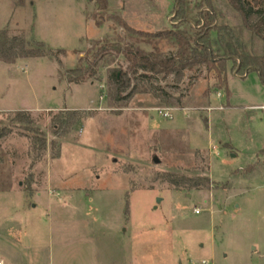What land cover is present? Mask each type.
I'll return each mask as SVG.
<instances>
[{
	"label": "rangeland",
	"instance_id": "rangeland-1",
	"mask_svg": "<svg viewBox=\"0 0 264 264\" xmlns=\"http://www.w3.org/2000/svg\"><path fill=\"white\" fill-rule=\"evenodd\" d=\"M176 1L109 0L102 13L93 0H0V30L33 47L42 42L46 51L15 63L0 60V258L264 264V83L257 71L236 74L229 62L226 88L205 66L187 70L181 81L137 78L124 101L115 98L109 78L111 69H127L122 59L106 58L80 83L64 77L97 40L175 53L173 39L129 32L114 16L157 32L173 23ZM188 1L194 18L193 4L202 0ZM208 1L223 15L218 23L237 28L254 54H264V38L244 26L227 0ZM19 110L32 122L15 119ZM62 110L81 114L57 136L53 118ZM168 172L206 175L210 183L175 186ZM55 191L62 195H49ZM22 246L33 248L25 253L32 261L21 256Z\"/></svg>",
	"mask_w": 264,
	"mask_h": 264
},
{
	"label": "trees",
	"instance_id": "trees-1",
	"mask_svg": "<svg viewBox=\"0 0 264 264\" xmlns=\"http://www.w3.org/2000/svg\"><path fill=\"white\" fill-rule=\"evenodd\" d=\"M97 3L100 12L109 10V0H93ZM231 9L238 12L244 26L264 38V0H227ZM197 9L194 18H189L190 1L177 0L173 13V23L166 29L157 32L136 30L125 18L114 16L117 21L129 32L140 34L146 38H171L177 43V50L171 55H160L148 52L134 44L124 43L122 40H97L85 56H82L75 68L64 72V77L70 83H80L89 77L95 76L97 67L106 58H119L128 63L127 69L110 70V83L115 88V98L124 101L129 98L128 89L134 79H142L147 83L158 75L174 76L181 81L187 70L207 67L215 71L221 81V87H227L228 63H232V71L245 74L257 71L264 83V54H254L248 43L238 32L237 28L229 23H218L220 13L208 0L194 3ZM104 20L100 15L98 24ZM37 47L29 45L23 37H9L7 30H0V60L6 63H15L21 58H33L46 55L44 43L39 42ZM120 71V72H119ZM164 98L181 103L167 93ZM80 110H62L53 118L52 130L55 135H62L80 119ZM21 122H32L31 115L25 110L16 112V118ZM46 138H41L42 146L46 145ZM165 178L173 185L185 188H207L210 177L198 175L188 177L168 172Z\"/></svg>",
	"mask_w": 264,
	"mask_h": 264
},
{
	"label": "crops",
	"instance_id": "crops-1",
	"mask_svg": "<svg viewBox=\"0 0 264 264\" xmlns=\"http://www.w3.org/2000/svg\"><path fill=\"white\" fill-rule=\"evenodd\" d=\"M264 105H261L260 107H263ZM234 157L236 156V155H233ZM55 194H57V195H62V192L61 191H55L54 193H52V194H49L50 196H52V195H55ZM38 195V200H39V197H41V196H43V194L42 193H38L37 194ZM27 205V204H26ZM37 205H38V203L36 202V201H33L31 204H29V207L30 208H35V207H37ZM28 206V205H27ZM28 210V209H27ZM29 212H30V210H29ZM2 233L4 234V235H6V230H3L2 231ZM9 235H10V233H11V230H8V232H7ZM33 248H30V247H26V246H22L21 247V251H22V254H21V256L26 260V261H28V259L29 260H33V257H30V258H26V252L27 251H31ZM26 255V256H25ZM22 258V259H23ZM14 260H15V258H11L10 257V255L9 256H7L6 258L5 257H3V258H0V261H2L4 264H14Z\"/></svg>",
	"mask_w": 264,
	"mask_h": 264
},
{
	"label": "built area",
	"instance_id": "built-area-1",
	"mask_svg": "<svg viewBox=\"0 0 264 264\" xmlns=\"http://www.w3.org/2000/svg\"><path fill=\"white\" fill-rule=\"evenodd\" d=\"M157 111L161 117L168 118V119H171L173 117V115L169 109H157ZM0 264H4V263L2 261H0ZM203 264H207V263L203 262Z\"/></svg>",
	"mask_w": 264,
	"mask_h": 264
},
{
	"label": "water",
	"instance_id": "water-1",
	"mask_svg": "<svg viewBox=\"0 0 264 264\" xmlns=\"http://www.w3.org/2000/svg\"><path fill=\"white\" fill-rule=\"evenodd\" d=\"M236 74H237V73H236ZM155 161L158 162L159 160L156 159Z\"/></svg>",
	"mask_w": 264,
	"mask_h": 264
}]
</instances>
